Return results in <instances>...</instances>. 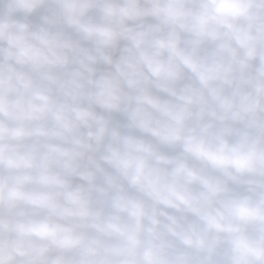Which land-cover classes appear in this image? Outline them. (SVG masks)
Returning a JSON list of instances; mask_svg holds the SVG:
<instances>
[{"label":"clouds","instance_id":"1","mask_svg":"<svg viewBox=\"0 0 264 264\" xmlns=\"http://www.w3.org/2000/svg\"><path fill=\"white\" fill-rule=\"evenodd\" d=\"M0 264H264V0H0Z\"/></svg>","mask_w":264,"mask_h":264}]
</instances>
